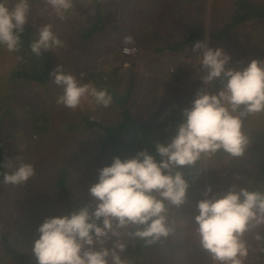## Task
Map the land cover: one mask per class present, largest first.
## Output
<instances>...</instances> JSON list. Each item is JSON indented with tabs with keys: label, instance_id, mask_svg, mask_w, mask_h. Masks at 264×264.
Segmentation results:
<instances>
[{
	"label": "rangeland",
	"instance_id": "1",
	"mask_svg": "<svg viewBox=\"0 0 264 264\" xmlns=\"http://www.w3.org/2000/svg\"><path fill=\"white\" fill-rule=\"evenodd\" d=\"M238 1L74 0L73 10L61 19L46 0H31L27 25L34 29V38L42 24L51 23L64 41L63 46L44 51L52 54L54 69L63 64L66 72L77 76L85 73L86 81L107 88L114 101L107 108L86 101L75 110L58 104L61 88L52 76L44 84L15 76L31 60L21 47L15 52L0 47V147L4 168L10 173L21 162H29L36 169L23 184H2L0 264H19L4 247L3 236L37 264L30 242L38 237L37 228L45 217L70 213L69 206L78 208L81 201L92 199L88 188L98 179V157L107 134L99 127H89L87 119L109 128L123 121L125 110L134 120L145 123L153 118L163 120L171 109L190 106L196 91L205 85L191 52L197 40L185 42L189 31L200 30L198 40L207 38L212 46H222L230 53L229 67H244L251 59L264 60V19L234 26L224 39L214 37L232 24ZM250 2L264 5V0ZM98 13L104 18V29L85 40L84 31ZM129 34L135 37L137 51L126 55L123 37ZM174 44L182 45L171 50ZM244 130L249 143L242 155L220 150L202 156L192 182L195 189L190 187L186 202L180 206L168 204V236L139 252L138 244L143 240L127 235L135 226L122 230L125 234L121 238L127 243L123 255L130 264H219L200 246L194 220L196 203L208 185L214 191H225L234 184L260 187L255 180L264 176V113L244 119ZM62 175L68 197L58 185ZM257 232L263 234L264 225L244 234L249 248L245 264H264V240L258 244Z\"/></svg>",
	"mask_w": 264,
	"mask_h": 264
},
{
	"label": "clouds",
	"instance_id": "2",
	"mask_svg": "<svg viewBox=\"0 0 264 264\" xmlns=\"http://www.w3.org/2000/svg\"><path fill=\"white\" fill-rule=\"evenodd\" d=\"M46 2L61 19L74 8V0ZM30 11L31 0H0V47L19 50ZM123 43L125 54L137 51L133 35H125ZM63 44L53 25L45 23L30 49L39 56ZM191 52L205 86L183 109L175 134L167 140L153 139L151 147L135 155L113 157L89 186L91 200L81 201L70 213L45 217L37 228L38 237L30 242L37 264H130L123 255L127 243L121 238L122 230L134 225L135 230L127 235L149 244L169 235L168 204L183 205L188 197L190 185L184 166L195 165L203 155L220 150L232 156L244 153L249 143L244 118L264 113V60L251 59L244 67H229L231 54L222 46H212L207 38L197 40ZM85 75L66 72L63 64H58L51 73L61 88L57 103L73 110L86 101L109 107L113 94L86 81ZM35 174L32 163L21 162L2 175L5 184L18 185ZM194 220L200 246L214 261L245 264L249 248L243 237L264 225V191L236 184L214 191L208 185L196 203ZM256 239L264 240V235L257 232Z\"/></svg>",
	"mask_w": 264,
	"mask_h": 264
},
{
	"label": "trees",
	"instance_id": "3",
	"mask_svg": "<svg viewBox=\"0 0 264 264\" xmlns=\"http://www.w3.org/2000/svg\"><path fill=\"white\" fill-rule=\"evenodd\" d=\"M236 12L237 14L234 15L232 24L226 25L222 30L214 34V37H217L219 40L224 39L229 35L230 31L234 28V26H237L245 21L253 19H264V5L251 3L250 0H239L236 5ZM103 27L104 18L101 16L100 13H98L97 19L92 24H90V26H88V28H86V30L84 31L83 38L85 40L91 39L93 34L99 29L103 30ZM33 31L34 29L31 26L26 25L25 32L22 34L21 43V48L26 51V58H29L31 60V64L24 67V70L22 72H16L15 76L23 78L26 81L44 84L48 81L49 77H51V73L54 69V58L51 53L43 52L41 55L37 56L36 54L31 52L30 43L34 39ZM201 35L202 34L200 30L192 29L191 31H189L190 37L186 39L185 42L192 40L196 41ZM180 45L182 44H174L173 46H171L170 49H178ZM31 65L32 67L30 68ZM182 111L183 109L174 108L171 109L161 121H159L158 118H153L145 123H141L134 120L129 110H125L123 114V121L120 122L117 126L109 128L104 127L103 125L101 126L100 123L87 119L89 127H99V129L105 130L107 134V136L104 138L105 141L103 139L104 144L102 146L101 153L98 157L99 164L101 165V167L105 166L106 164H110L113 157L117 155L121 156L122 158L135 155L137 151L142 150L145 147H151L153 139H169L172 135L175 134L177 125L183 119ZM247 118L248 116L244 119ZM163 126H166V128H163ZM37 129L40 130V126ZM201 163L202 158L198 160L195 165L184 166L182 169L185 178L188 180L189 185L193 188V190L195 189V187L192 186L193 178L195 176L196 171L201 167ZM4 164L5 156L3 149L0 147V195L3 191L2 174L6 172ZM63 175L61 179L58 180V185L60 186L62 193L68 197L67 190L65 187V179ZM255 181H259L260 187H258L259 189H254L264 191V176L256 177ZM73 209V207L69 206V212H71ZM134 230L135 227L131 229V231ZM262 235H264V233ZM257 241L258 244L261 245V240ZM151 244L146 243L143 240L138 244L139 252L149 247ZM3 245L7 249V252L12 255L13 259L19 264H35L30 262V258H25L21 253L14 249L10 245L7 236H3ZM261 250H264V248L261 247ZM132 264H136V262Z\"/></svg>",
	"mask_w": 264,
	"mask_h": 264
},
{
	"label": "built area",
	"instance_id": "4",
	"mask_svg": "<svg viewBox=\"0 0 264 264\" xmlns=\"http://www.w3.org/2000/svg\"><path fill=\"white\" fill-rule=\"evenodd\" d=\"M124 53V52H123ZM125 54V53H124ZM126 55H129V54H126Z\"/></svg>",
	"mask_w": 264,
	"mask_h": 264
}]
</instances>
